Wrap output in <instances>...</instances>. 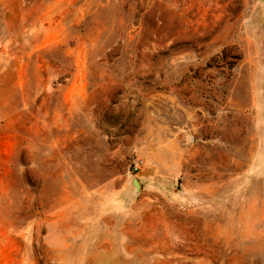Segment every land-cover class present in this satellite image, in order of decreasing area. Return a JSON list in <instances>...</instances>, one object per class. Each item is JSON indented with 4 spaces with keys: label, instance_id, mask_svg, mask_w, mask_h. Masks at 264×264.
Returning <instances> with one entry per match:
<instances>
[{
    "label": "rangeland",
    "instance_id": "374dc122",
    "mask_svg": "<svg viewBox=\"0 0 264 264\" xmlns=\"http://www.w3.org/2000/svg\"><path fill=\"white\" fill-rule=\"evenodd\" d=\"M0 264H264V0H0Z\"/></svg>",
    "mask_w": 264,
    "mask_h": 264
},
{
    "label": "built area",
    "instance_id": "2783aa9c",
    "mask_svg": "<svg viewBox=\"0 0 264 264\" xmlns=\"http://www.w3.org/2000/svg\"><path fill=\"white\" fill-rule=\"evenodd\" d=\"M143 160L139 157L135 158L133 160V163H132V169H133V172L134 173H137L139 172V170L141 169L142 165H143Z\"/></svg>",
    "mask_w": 264,
    "mask_h": 264
},
{
    "label": "water",
    "instance_id": "95a60500",
    "mask_svg": "<svg viewBox=\"0 0 264 264\" xmlns=\"http://www.w3.org/2000/svg\"><path fill=\"white\" fill-rule=\"evenodd\" d=\"M132 183H133V186H134V189H135L134 193L137 194L139 192L140 188H141L140 182H139L138 179L133 178Z\"/></svg>",
    "mask_w": 264,
    "mask_h": 264
}]
</instances>
